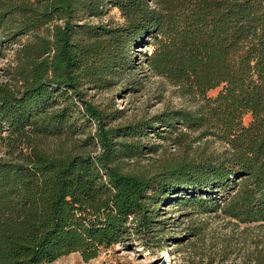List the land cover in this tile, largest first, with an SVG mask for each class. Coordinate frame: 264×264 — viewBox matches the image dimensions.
Returning a JSON list of instances; mask_svg holds the SVG:
<instances>
[{
    "label": "trees",
    "instance_id": "obj_1",
    "mask_svg": "<svg viewBox=\"0 0 264 264\" xmlns=\"http://www.w3.org/2000/svg\"><path fill=\"white\" fill-rule=\"evenodd\" d=\"M150 1L0 0V46L18 45L0 80V264L70 253L88 262L158 229L167 199L264 224V0ZM107 6L122 23L84 21ZM142 43L153 46L149 69L191 106L111 125L122 111L89 91L116 85ZM92 121L83 141L98 154L45 142L71 140ZM159 130L199 132L222 149L162 161L152 174L125 170L142 136L165 138ZM252 260L264 264V254Z\"/></svg>",
    "mask_w": 264,
    "mask_h": 264
},
{
    "label": "rangeland",
    "instance_id": "obj_2",
    "mask_svg": "<svg viewBox=\"0 0 264 264\" xmlns=\"http://www.w3.org/2000/svg\"><path fill=\"white\" fill-rule=\"evenodd\" d=\"M156 1L150 2L155 6ZM123 20L120 11L112 6H107L100 17L84 19L90 23L111 24L122 23ZM17 46H0V80H3L4 67L12 63V54ZM152 50V45H136L132 52V67L116 85L104 91H89L90 100L106 111H122L120 115L123 116L112 119L111 125L148 119L163 111L191 106L186 98L175 92V87L149 69L145 57ZM219 89L210 90L207 94L215 96ZM250 120V114L243 116L245 124ZM95 129L96 123L92 121L89 128L71 140L48 138L45 142L51 149L66 142L65 149L74 147L75 152L98 154L101 148L95 140L83 141ZM158 132L165 138L155 132L142 136L144 148L139 156L124 159L125 170L152 174L162 161L192 158L198 153L209 154L222 149L221 143L212 138H199V132ZM146 146H154V150ZM169 202L167 199L159 205V227L148 235L131 237L88 262H84L79 253H70L50 264H155L160 259L167 264H253L256 254H264V224H238L220 211L202 213L196 206Z\"/></svg>",
    "mask_w": 264,
    "mask_h": 264
},
{
    "label": "water",
    "instance_id": "obj_3",
    "mask_svg": "<svg viewBox=\"0 0 264 264\" xmlns=\"http://www.w3.org/2000/svg\"><path fill=\"white\" fill-rule=\"evenodd\" d=\"M155 264H167V262L163 259L157 260Z\"/></svg>",
    "mask_w": 264,
    "mask_h": 264
}]
</instances>
